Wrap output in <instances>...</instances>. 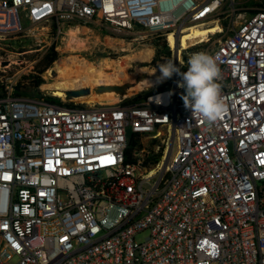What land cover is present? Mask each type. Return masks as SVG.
Segmentation results:
<instances>
[{"label": "built area", "instance_id": "built-area-1", "mask_svg": "<svg viewBox=\"0 0 264 264\" xmlns=\"http://www.w3.org/2000/svg\"><path fill=\"white\" fill-rule=\"evenodd\" d=\"M78 22L158 38L180 71L191 28L218 27L226 110L193 117L177 74L134 103L7 85L0 264H264V0H0V42Z\"/></svg>", "mask_w": 264, "mask_h": 264}, {"label": "rangeland", "instance_id": "rangeland-1", "mask_svg": "<svg viewBox=\"0 0 264 264\" xmlns=\"http://www.w3.org/2000/svg\"><path fill=\"white\" fill-rule=\"evenodd\" d=\"M26 26L27 28L34 27L33 25L28 24H26ZM44 28L45 25H39L35 36L11 38L9 40L0 42V84H2L4 88L7 85H16V88L21 87L23 92L29 96L39 95L45 91L53 94L52 90L56 86L61 75L63 73L65 74L71 69L70 62L72 64L77 58V60L84 59L85 61H87L88 63H92L96 67H104L103 73L105 77L101 79L102 82L100 81L99 84L95 85L93 84V81H85L83 77H81L83 79H80L77 78L76 75H74L71 80H75V86L71 89L90 86H93L94 89L102 85H122L130 83L128 82L127 78L131 80V83L136 84L142 77L146 76L143 71L157 70V73L160 75L158 65L166 61H171L175 59V57L177 59V52L176 54L170 52L171 54L169 56H162L154 65H151V60L156 56L154 45L156 42L163 44L164 42L162 40L147 35H142L139 39L134 36L127 38L113 36L110 37L107 36L106 30L104 28L97 26L96 24L85 22L73 23L65 27L64 34L55 42L57 51L59 53V58L53 64L54 71L52 73V76L48 77V75H46L47 79L41 77L44 80V83L39 88H34L31 84L33 77H37L39 74L38 69L35 66L50 49L48 48V30ZM78 28L80 32L78 33V37L82 40L79 42L76 48L72 49V47H69L71 44L68 41L70 40L71 34L74 33V31L78 30ZM70 29H72L73 31ZM109 38L117 39L119 40V43H110ZM217 40L218 39H213L209 42L201 43L184 52L181 56V72L187 71V62L189 57L193 53L203 51L210 54L211 51L216 47ZM83 42H85L86 45H83ZM77 47H79L80 50H78L79 48ZM147 49L150 54L149 56L144 57L143 59L138 61H128L127 63L123 62V59L125 57L134 54H142L143 52L145 53ZM70 58L71 60L69 61ZM5 62L8 63L4 65ZM120 62H123V65L125 67L124 73L125 75H127V78L118 77L119 79H117L114 76H106L112 73V71L107 72V70H112L114 67H120ZM173 63H175L177 66V61ZM61 64L63 70L61 69ZM108 67H111L112 69ZM66 68H68L69 70ZM61 71H63V73H61ZM71 71H73L74 73H72L75 74V72H79L80 70L74 68L71 69ZM170 79H166V81L157 85L153 84V82H144V89L134 91L131 95L126 96L125 99L129 100L137 98L139 96H142L146 92L155 89L156 86L160 87L163 85H167ZM62 98L65 99V97ZM115 101H117V99H115ZM115 101L109 102L104 100L103 102L115 103ZM144 236L145 234H143L141 237Z\"/></svg>", "mask_w": 264, "mask_h": 264}, {"label": "clouds", "instance_id": "clouds-1", "mask_svg": "<svg viewBox=\"0 0 264 264\" xmlns=\"http://www.w3.org/2000/svg\"><path fill=\"white\" fill-rule=\"evenodd\" d=\"M187 71L172 61L158 65L160 75L158 82L180 76L178 86L184 89L182 100L186 109L191 110L193 117H199L209 123L217 121L225 112V105L220 98V69L216 58L207 52L193 53L188 59Z\"/></svg>", "mask_w": 264, "mask_h": 264}, {"label": "bare ground", "instance_id": "bare-ground-1", "mask_svg": "<svg viewBox=\"0 0 264 264\" xmlns=\"http://www.w3.org/2000/svg\"><path fill=\"white\" fill-rule=\"evenodd\" d=\"M218 29L219 28L216 27V26H213L211 28H205V27L202 28L200 26L192 27L191 28V33L183 38L181 46H183V49H187L188 48L187 39H195L194 40L195 41V45H199L201 43H204L207 40L206 39L207 36L209 34L218 33L219 32ZM70 30H72V29H70ZM78 33H80L79 32V28H78V30L74 31V33L71 34L70 40L68 41L71 44L69 47H72V49L76 48V46L82 40V39H79ZM109 40H110L109 41L110 43H114V42H118L119 43V40H117V39L109 38ZM170 42H171V46L175 48V42H174L172 37H170ZM83 45H86V43L83 42ZM77 48H79V47H77ZM78 50H80V48ZM143 51H145V50H143ZM143 53L142 54L129 55V56H127V57H125L123 59V62L127 63L128 61H138V60H141L144 57H147V56L150 55L148 49L145 51L144 54ZM77 59L75 61L73 60L74 62L72 64L70 62V67H71V69H74V68L79 69L80 73L79 72H75V74H73L74 70L71 71V69L69 70L68 68H66V69H68L69 71L66 72L65 74L63 73V71H61V73H63V74L61 75V77H60L59 81L57 82L56 86L53 88V90H52L53 94L52 95L60 97V98L65 97L66 96V91L71 89V88H74V86H75V84H74L75 80H73V81L71 80L74 77V75H76V77L80 78V79L84 78L85 81H89V82L93 81L94 82L93 84H95V85L99 84L101 79L103 77H105V75L103 73L104 72V67H102V66L96 67L92 63H88L84 59H81V60H77ZM177 59H178V57H177ZM177 59H176V61H177ZM70 60H71V58L69 59V61ZM123 62H120V67H118V68L114 67L112 69L111 67H108V68L112 69V73H110V74H108L106 76H114L117 79H119L118 77L127 78V75H125V73H124L125 67L123 65ZM65 66H67V65H65ZM61 69H62V64H61ZM75 71H76V69H75ZM143 73H145L146 76L142 77L140 79V81L138 83H136V84L131 83V80L127 78L128 82L131 83V86H129L126 89L125 96L131 95L134 91L144 89V87H145L144 82H153V84H156V85L162 83V82H158L157 81V77L159 76V74L157 73V70H155V71H143ZM81 77H83V78H81ZM104 80H105V78H104ZM79 81H82V80H79ZM164 81H166V80H164ZM105 84H107V83H105ZM90 87L93 88V86H90ZM123 97L124 96H122L120 93H118L116 91H106V92H104L102 94H95L94 92H92V94L87 96V97H82V98H77V99H79L81 101H84V102H87V103H92V104H101V103L103 104L104 100L109 101V102H113V101H115V99H117V101H115V102H118Z\"/></svg>", "mask_w": 264, "mask_h": 264}, {"label": "trees", "instance_id": "trees-1", "mask_svg": "<svg viewBox=\"0 0 264 264\" xmlns=\"http://www.w3.org/2000/svg\"><path fill=\"white\" fill-rule=\"evenodd\" d=\"M154 47H155L156 56L151 60V63H150L151 65H154L160 57L169 56L171 54L165 43L160 44L159 42H156ZM58 58H59V53L57 51L56 45L54 44L47 51V53L41 58V60H39V62L36 64L35 67L38 69L39 74L45 72L48 68L53 66V64L55 63V61H57ZM43 83H44V80L41 77L37 76V77H33L31 84L33 85L34 88H39ZM163 89H164L163 87L155 88L151 91L146 92L142 96L127 100L126 103L138 102L153 93L162 91ZM17 94L26 95V93L23 92L21 87H17ZM3 95H4V86L0 84V97Z\"/></svg>", "mask_w": 264, "mask_h": 264}, {"label": "water", "instance_id": "water-1", "mask_svg": "<svg viewBox=\"0 0 264 264\" xmlns=\"http://www.w3.org/2000/svg\"><path fill=\"white\" fill-rule=\"evenodd\" d=\"M8 62H5V64H7ZM112 70H107V72H110ZM131 86V83H126V84H122V85H117V84H113V85H102V86H98L96 88H91V87H83V88H76V89H69L66 91V96L65 99L66 100H72V99H77V98H82V97H87L89 95L92 94V92H94L95 94H102L106 91H116L118 93H120L122 96L126 97V89Z\"/></svg>", "mask_w": 264, "mask_h": 264}]
</instances>
